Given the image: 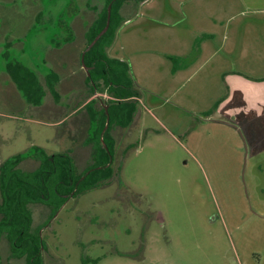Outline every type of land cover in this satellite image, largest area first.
<instances>
[{
    "label": "rangeland",
    "instance_id": "obj_1",
    "mask_svg": "<svg viewBox=\"0 0 264 264\" xmlns=\"http://www.w3.org/2000/svg\"><path fill=\"white\" fill-rule=\"evenodd\" d=\"M142 1L122 15L130 17ZM20 2L0 0V167L24 154L22 171L39 168L32 156L39 148L71 152L81 175L92 164L98 137L88 111L101 114V98L108 105L122 101L102 90L84 112L73 111L76 102L65 106L69 95L90 97L86 72L74 61L77 45L66 43L69 31L56 22V15L70 21L77 0H42L43 21L33 29L34 21L25 19L28 4ZM80 3L84 7V0ZM91 3L100 11L104 0ZM139 10L138 19L122 23L108 51L126 61L138 93L121 104H128L129 121L119 127L127 130H110L114 177L70 198L55 216L46 205L31 206L46 248L44 262L264 264V149H252L251 125L236 124L240 131L225 117L227 102L240 107L238 116L244 118L257 101L230 97L229 78L241 77L245 87L264 92V0H151ZM76 16L77 22L89 19ZM205 34L214 37L203 40ZM195 37L198 43L191 46ZM15 61L42 84L54 65L63 81L56 87L60 97L48 92L29 103L10 73ZM176 65L189 67L173 75ZM20 79L33 87L29 78ZM0 264H26L2 237Z\"/></svg>",
    "mask_w": 264,
    "mask_h": 264
},
{
    "label": "trees",
    "instance_id": "obj_2",
    "mask_svg": "<svg viewBox=\"0 0 264 264\" xmlns=\"http://www.w3.org/2000/svg\"><path fill=\"white\" fill-rule=\"evenodd\" d=\"M133 1L135 0H104L103 7L98 11V16L86 33L88 47L105 28L109 14L108 7L111 4L112 17L109 30L85 55V66L89 67V71L84 70L90 97H93L97 91L108 90L123 103L129 100V97L138 94L134 89V81L128 76L126 62L110 58L108 54L123 23L122 9ZM81 65L83 68L82 61ZM10 73L12 78L19 82L21 88H24L29 103L43 99L45 90L22 64L10 67ZM21 77L29 78L33 87H24L21 84L23 82ZM54 86V83L48 84L50 89H54ZM88 104V107H92L91 103ZM117 104L115 102L107 104L108 113L103 108L98 116H95L97 113L91 114L93 118L90 123L96 122L98 137H96L92 164L81 175L75 173L76 167L71 152L49 154L36 148L32 156L38 160L39 168L32 171L21 170V163L26 160L24 154L16 155L1 165L0 238L8 241L14 257H25L26 264H45L43 255L46 248H42L44 242L40 241V227L36 229L33 224L32 205H46L51 208V216L52 214L55 216L61 205L70 198H76L85 191L98 188L104 182L110 184L109 181L114 177L113 162L116 152L110 140V130L114 126L126 127L129 121V118L123 117L125 112H119ZM108 119H110L108 129L102 143L101 137Z\"/></svg>",
    "mask_w": 264,
    "mask_h": 264
},
{
    "label": "crops",
    "instance_id": "obj_3",
    "mask_svg": "<svg viewBox=\"0 0 264 264\" xmlns=\"http://www.w3.org/2000/svg\"><path fill=\"white\" fill-rule=\"evenodd\" d=\"M136 1V0H135ZM135 1H133V2H131L130 4H126L124 7H123V9H128L129 10V8L130 7H134V4H135ZM147 1H151V0H146V1H142V3H141V6H139V7H137V9H136V11L134 12V14H132L130 17H127V16H125V15H123L124 17H123V22H125V21H130V20H133V19H138V17H136L137 15H139V8H142V6L144 5V2H147ZM253 1H255V0H253ZM148 4V3H147ZM95 7H97V6H95ZM122 9V10H123ZM160 9V8H159ZM151 12H155V7L153 8V9H151L150 10ZM164 12H166V13H171V11H170V9H168V8H166L165 7V10H164ZM89 15H90V18H91V16L93 15V13H92V11L89 13ZM148 16H151V17H156V16H154V15H147V17ZM90 18L86 21V25L85 26H82V27H79V21L77 22V20L75 19L74 20V22H73V24L75 25V23H76V25H77V31H79V33H78V35H77V40H75L74 42H72V43H74L73 45H77L76 47H77V49L76 50H74V52H75V54L73 55L74 56V61H75V58H77L78 59V61L80 60V54H81V52L85 49L84 48V46L86 45V40H85V33H86V31H87V28H88V26L92 23V21L94 20H92V21H90ZM93 18H95L94 17V15H93ZM157 18V17H156ZM156 21V20H155ZM154 21V22H155ZM158 22H160V23H162V21H158ZM154 24V23H153ZM157 24V23H156ZM164 23H162V25H163ZM212 37H214L213 35H204L203 37H202V39L203 40H206V39H210V38H212ZM198 39L199 38H194V40H193V42L191 43V46H192V44H194L195 42L196 43H198ZM71 43V44H72ZM71 44H69V45H71ZM83 47V48H82ZM86 47V46H85ZM198 47H199V45H198ZM81 49V51H79ZM110 49H112V47L110 48ZM109 49V50H110ZM193 50H194V46H193ZM78 51H79V53H78ZM191 51H192V47H191ZM108 54H109V52H108ZM109 56H110V54H109ZM193 56H195V55H193ZM166 57L167 58H171V57H173L172 55H166ZM175 57H178V59H181L182 57L181 56H175ZM187 57H190V54H188L187 55ZM192 57V56H191ZM200 57V55H199V52L197 53V55L195 56V58H199ZM110 58H113V59H117V60H120V61H124V62H126L123 58H119L118 56L117 57H112V56H110ZM59 62H65V61H63V60H59ZM73 62V61H72ZM188 67H189V65H185L184 67H178L177 65L176 66H174L173 67V69L171 70V73L173 74V75H175V73L178 71V72H182V71H184V70H187L188 69ZM74 73H75V75H79V73L76 71H74ZM86 74V73H85ZM226 75V74H225ZM227 77H229L228 75H227ZM229 80H233L234 81V84H233V86H232V89H231V91L229 92V96L231 97V96H235L236 97V99H237V97H239L240 98V100H239V102H245L244 100H243V98H248V97H250V96H253V98L255 99V100H257L256 102H255V104H254V110H253V112L251 113V114H248V115H246L244 118L242 117V118H239V116H238V114L239 113H243V110L240 108V107H238L237 105H234V106H232V107H230V105H229V103L230 102H227V104H226V109H225V117H228V119H229V121L230 122H232L233 121V123H231L232 125L233 124H235V126L241 131L242 130V127L241 126H239V125H236V124H245V125H247V129H250V127H249V125H251V130H248V132H251V136H249L250 138V141H249V143H250V145L252 146V149H254L255 151H258V149H264V92L262 91V92H253L254 91V89H252L251 90V88L250 87H245V85L247 86V84H245L246 82H245V80H243L241 77H238V76H234V79L233 78H229ZM84 83H86V78H85V80H84ZM257 84L258 83H252V87H257ZM80 86V85H79ZM87 88V87H86ZM87 90L89 91V89L87 88ZM85 91V90H84ZM56 92H57V89H56ZM86 94H87V92H86ZM103 94H100V93H95V95L93 96V97H90V98H88V100H86V98H85V101H83V100H81L80 99V97H73V96H71V95H69L68 96V100L69 99H71V100H69V101H66V105L65 106H68V104H69V102H72V103H74V102H76V106H77V108H75V109H73V111L74 112H84L83 111V108H85L86 106H89V104L88 103H91V105H93L95 102H94V100L96 99V98H98L99 96H102ZM55 96H57V97H60L59 96V94H58V92L57 93H55ZM81 97H82V94H81ZM252 98V99H253ZM62 100V99H61ZM237 101V103H239L238 102V100H236ZM235 101V102H236ZM102 101H100L99 103H100V105L101 106H103L102 105V103H101ZM61 103V102H60ZM63 103H65V102H63ZM79 104V105H78ZM257 104V105H256ZM105 106H103V108H104ZM62 108V107H61ZM91 111V112H90ZM90 111H88L89 112V114H91L92 113V115H94V113H97V109L96 108H91L90 109ZM94 112V113H93ZM127 113V112H126ZM86 114V113H85ZM84 114V115H85ZM236 115V118L234 119V116ZM87 117H88V115H86ZM95 116H98V113L97 114H95ZM242 116H243V114H242ZM124 117L125 118H128V114H126V115H124ZM225 120V119H224ZM228 121V120H227ZM226 120H225V122H227ZM234 122H236V123H234ZM94 124V123H93ZM93 124L91 125V127H93ZM225 124H228V123H225ZM231 124H228V125H231ZM116 128H115V130L116 131H118V132H120V129H118V128H121V127H119V126H115ZM121 129H123V130H127V129H125V128H121ZM113 131H114V127H113ZM122 134H124V133H122ZM247 137V136H246ZM246 141V143H247V139H245Z\"/></svg>",
    "mask_w": 264,
    "mask_h": 264
},
{
    "label": "flooded vegetation",
    "instance_id": "obj_4",
    "mask_svg": "<svg viewBox=\"0 0 264 264\" xmlns=\"http://www.w3.org/2000/svg\"><path fill=\"white\" fill-rule=\"evenodd\" d=\"M14 1V0H13ZM23 2H25V3H27L28 4V6H27V13L29 12V16L30 17H33V18H28V16L26 17L25 16V19H28V21H34V23H35V25H33L31 28L33 29V27L35 28L40 22H42L43 21V15H44V11L42 10V0H21V2L20 3H23ZM84 3L85 4H83L84 5V7H82V5H81V3H80V0H77V9H76V11L75 10H72L73 11V14H72V16L70 17V21H63L62 19H61V17L58 15H56V17H57V20H56V22H58L59 21V23H60V26H62L63 28H65L67 31H69L68 32V34H69V37L65 40V37H64V40L66 41V43H68V44H71L72 42H74L75 40H77V25H76V23H75V25L73 24V22H74V20L77 18V17H79V16H76V15H78V13H80V15H83V18H84V16L85 15H87V17L89 18V13L92 11V13L93 14H95L96 16H95V18H94V20L96 19V17L98 16V7H95V4L93 3H91L90 4V0H84ZM72 9V8H71ZM72 11H70V13L72 12ZM76 14V15H75ZM76 17V18H75ZM80 18V17H79ZM88 19H86V18H84V20L83 19H81V21L79 22V27H82V26H85L86 25V21H87ZM94 20L92 21V22H94ZM83 23V24H82ZM92 24V23H91ZM90 24V25H91ZM90 25L88 26V28H87V31H86V33H88V30H89V27H90ZM86 33H85V40H86V45H87V39H86ZM26 37H27V34H26ZM70 37L72 38V41L71 42H69V39H70ZM3 41V40H2ZM3 42H5L6 43V45L7 46H9V45H15V43L14 42H12V41H7V40H5V41H3ZM65 43V42H64ZM87 47V46H86ZM85 47V48H86ZM85 50V49H84ZM83 50V51H84ZM83 51L81 52V59H80V63H81V61H82V53H83ZM53 61H56V62H58V64H61L60 62H59V60L58 59H55V60H53ZM52 61V62H53ZM65 63V62H64ZM19 64H21L20 62H17V61H15V64L13 65V67H17ZM54 64V63H53ZM52 64V65H53ZM63 64V63H62ZM83 64V63H82ZM22 65H23V63H22ZM25 65H23V68H26V67H24ZM53 67V68H52ZM51 68H52V72L54 73L52 76H50V77H47V79L45 80V83H41L38 79L39 78H37V77H35L36 79H37V81H39V84H40V86L45 90V96L44 97H46L47 96V94H48V92L49 93H51L52 95H54L55 96V93H57L56 92V87H57V85L58 84H60V83H62L61 82V78H60V76L58 75V73L57 72H55V70H53L54 69V65L52 66ZM27 69V68H26ZM33 74V73H32ZM10 75V74H9ZM34 75V74H33ZM11 76V75H10ZM45 77H43V79H44ZM49 83H54V89H50L49 87H48V84ZM98 92V91H97ZM96 92V93H97ZM98 93H102V92H98ZM43 97V98H44ZM100 101H102L101 103H102V105L103 106H105L104 108L106 109V106H108L107 105V103L101 98L100 99ZM117 104V103H116ZM121 104H123V103H118L117 105L119 106V112H125L124 113V115H126V114H128V104L126 105L127 107H122L121 106ZM109 108V107H108ZM127 112V113H126ZM124 115H123V117H124Z\"/></svg>",
    "mask_w": 264,
    "mask_h": 264
},
{
    "label": "water",
    "instance_id": "obj_5",
    "mask_svg": "<svg viewBox=\"0 0 264 264\" xmlns=\"http://www.w3.org/2000/svg\"><path fill=\"white\" fill-rule=\"evenodd\" d=\"M108 13H109V14H108V17H107V24H106L105 28L102 30V32H101L100 34H98V35L96 36V38L94 39V41H92V42L89 44V46L87 47V49L84 50L83 53H82V63H83V65H84L83 68H84L86 71H89V67L85 66V55H86V53H87L89 50H91L92 48H94V46L98 43V41L100 40V38H101L104 34H106L107 31H108L109 28H110V24H111L110 18L112 17V5H111V4H110L109 7H108ZM88 75H90L89 72H88ZM106 111H107V113H108V106H106ZM109 120H110V119L107 120V125H106V127H105V129H104V131H103V134H102V137H101L102 141H104L103 137H104L105 132H106V130H107V128H108Z\"/></svg>",
    "mask_w": 264,
    "mask_h": 264
}]
</instances>
